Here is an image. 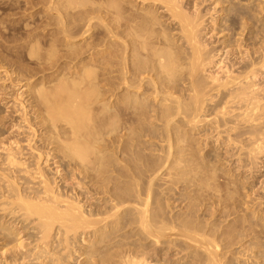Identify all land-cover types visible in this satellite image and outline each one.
<instances>
[{"label":"bare ground","instance_id":"bare-ground-1","mask_svg":"<svg viewBox=\"0 0 264 264\" xmlns=\"http://www.w3.org/2000/svg\"><path fill=\"white\" fill-rule=\"evenodd\" d=\"M263 75L264 0H0V264H264Z\"/></svg>","mask_w":264,"mask_h":264},{"label":"rangeland","instance_id":"rangeland-1","mask_svg":"<svg viewBox=\"0 0 264 264\" xmlns=\"http://www.w3.org/2000/svg\"><path fill=\"white\" fill-rule=\"evenodd\" d=\"M215 34H216V33H215ZM221 37H222V35H218V36H216L215 38H213V39H214L213 41H217V40H219ZM261 79H262V80L264 79V75L261 77ZM263 84H264V81H263ZM0 85H1V84H0ZM6 85L9 86V83L6 84ZM8 91H9V90H8ZM8 91H7V92H8ZM8 93H9V94H13L12 91H9ZM6 127H8V125H7ZM9 131L12 132L13 130H9ZM11 132H9V133H11ZM9 133H7V134H9ZM219 152H220V153H219ZM218 153L221 154V155H222V153H223V155H224V152L221 153V150L218 151ZM213 154H214V152H213ZM213 154L211 153V155H213ZM223 155H222V156H223ZM224 156H225V155H224ZM233 160H234V163H233ZM233 160H232L233 165H236L237 167H236V166H233L232 164H229L230 166H228V165H227V166H228L230 169H232L233 171L236 170L235 172L232 171V173H235V174H236L237 171H238V173L242 172V173L244 174V176H242V177H240V178H241L242 181H244L245 175H246L247 177L249 176L248 173L246 172L247 170L245 169V170H246V171H245V170L243 169V171H240L239 166H238V162H236L235 159H233ZM235 162H236V164H235ZM231 165H232V166H231ZM234 167H235V168H234ZM236 168H237V169H236ZM234 169H235V170H234ZM241 169H242V168H241ZM262 171H264V169H263ZM259 175H260V173H258L257 176L259 177ZM243 177H244V178H243ZM263 179H264V178H263ZM263 179H261V181H262ZM258 188H259V186H258ZM177 192H178V190H177L175 193H174V192L171 193V194H172L171 196H173V194H174V196H173V199H174V200L171 201L172 203H174L173 201H175L174 204H176V203L178 204V203H179V199H180V197H181V199H182V196H181V195H182V194H181L182 192H178V193H177ZM177 195H178V196L180 195V197H177ZM175 198H176V199H175ZM182 200H183V199H182ZM171 202H170V203H171ZM180 202H181V204L179 203L178 206H179V205H180V206L182 205L181 207H177V204H176V206H175L174 204L171 203L172 206L174 205V206L177 208V209H176V208L173 207V209H175V210H173V211H176V212H174L175 214H177V212H180V209H183V206H185V204H186L184 201H183V202H184V205H183V202H182L181 200H180ZM178 208H179V209H178ZM172 213H173V212H172ZM174 213H173V214H174ZM198 214H200V213H198ZM30 233H32V232H30ZM27 239H28V238H27ZM29 240H30V239H29ZM31 240H32V239H31ZM32 242H33V241H32ZM165 252H166V251H165Z\"/></svg>","mask_w":264,"mask_h":264}]
</instances>
